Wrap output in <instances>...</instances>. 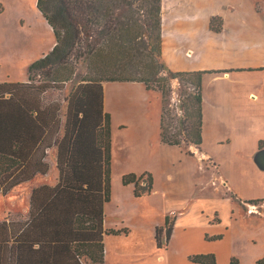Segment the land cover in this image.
<instances>
[{
  "label": "trees",
  "instance_id": "16d2710c",
  "mask_svg": "<svg viewBox=\"0 0 264 264\" xmlns=\"http://www.w3.org/2000/svg\"><path fill=\"white\" fill-rule=\"evenodd\" d=\"M182 1L36 0L54 43L28 66L25 81H0V193L35 174H46L45 157L52 147L57 180L32 189L26 214L0 220V264H103L104 235L119 233L103 226L111 174L104 82H139L148 92L159 91L162 100L174 82L192 86L195 93L185 107L191 120L182 139L163 132V112L159 137L161 143L179 147L182 142L202 144V76L214 71L174 72L161 61L163 28L169 36V30L177 32L185 26L182 20L173 22V11L199 6L197 0ZM80 61L86 63V74L67 96L52 97L72 79ZM259 147H264V141H259ZM141 179L142 174L128 173L121 181L133 183L138 196L141 188L150 192L152 187L150 175L146 186H139ZM172 225L173 219L166 216L162 226L155 227L157 248L168 242ZM220 238L214 235L211 240ZM188 259L193 264H216L212 252ZM257 263L264 264V256ZM229 264H234L233 259Z\"/></svg>",
  "mask_w": 264,
  "mask_h": 264
},
{
  "label": "rangeland",
  "instance_id": "374dc122",
  "mask_svg": "<svg viewBox=\"0 0 264 264\" xmlns=\"http://www.w3.org/2000/svg\"><path fill=\"white\" fill-rule=\"evenodd\" d=\"M206 14L205 11L204 47L210 48L211 31L218 29L221 21L218 17H207ZM53 42V33L37 9L36 0H0V81L25 80L28 66L47 53ZM185 47V44L179 45L178 50H185ZM201 53L200 66H212L213 58L209 52ZM190 54V51L185 52L187 56ZM161 61L164 63L162 54ZM263 61L264 55L251 50L249 53L241 50L238 54L221 52L214 58L217 65L237 63L253 67ZM262 69L263 67L249 69L231 77V81L235 82V90L245 87L240 83V80H244L254 85L252 90L256 94L249 95L251 106H248L247 111L248 115L252 114L244 117L246 128H240L243 118H231L236 127L231 128L235 139L232 146L218 147L214 143L216 133H221L223 127L212 123L213 96L218 86H225V81L212 73L203 75L202 110L206 114L208 134L203 147L214 158L216 168L210 169L208 165L211 162L206 160L208 165L205 164L207 167L201 172H196L193 160L179 149L163 146L158 141L157 127L153 122V116L158 111L160 115L163 112V132L171 138L182 139L181 133L191 120L187 118L188 109L185 107L189 102V95L195 93L192 86L174 82L169 95L162 100L159 91L146 92L140 84H105V109L113 132L110 200L104 204L103 226L107 230H119V233L105 236L104 264H192L186 254L190 256L207 252L214 253L216 264H228L231 255H234L230 258L234 264L237 263V258L240 264H255L258 258L264 256V199L251 203L253 210H248L247 205L237 200L264 198V172L255 166L248 151L249 142L254 147L257 139L264 141V116L253 114L254 108L258 107L256 103L264 94ZM85 74L86 63L80 61L75 66L72 79L64 84L60 94L54 92L51 96H67ZM33 76L37 80H45L43 76ZM64 104L62 102L60 108L61 117ZM134 116L137 122L141 121L140 118L150 122L144 123V131L131 126L125 130H116L119 122L130 124L135 121ZM122 144L128 146L127 151H120L119 146ZM189 145L191 144L181 143L183 149H187ZM45 161L48 163L46 174H35L29 181L18 184L6 193H0V220L23 215L31 189L56 182L55 155L51 148ZM141 170H148V173L141 174H144L142 179L145 181L150 175L152 191L146 192L141 188L140 194L136 196L133 193L134 185H123L121 177L125 172ZM213 173L215 176L222 175L226 185L218 180L212 183ZM139 186L142 185L139 183ZM179 197L188 199L191 205L180 218L174 243L157 248L153 238L154 227L162 222L171 199ZM215 212L220 222L213 221ZM204 233L222 234L223 237L207 242L203 240ZM163 240L162 232L160 241L163 243Z\"/></svg>",
  "mask_w": 264,
  "mask_h": 264
},
{
  "label": "crops",
  "instance_id": "0c3cea01",
  "mask_svg": "<svg viewBox=\"0 0 264 264\" xmlns=\"http://www.w3.org/2000/svg\"><path fill=\"white\" fill-rule=\"evenodd\" d=\"M189 0H184L182 2H188ZM197 8L186 6L182 8L181 10H174L171 16V19L173 22L176 20H182L183 28L180 31L175 32L174 30L171 31L169 36H165L168 31H166L164 28L162 30V43H161V54L163 56L164 64L167 68H169L171 71H197V70H212L214 71L212 74L215 75L216 78H223L225 81V86L221 87L218 86L217 89L214 91L213 96V108L212 109V123L213 125H222V132L216 133V136L214 137V143L219 146H232L234 142L233 133L231 131V128H236L234 125V122H232V117H240L243 118L241 120L240 128L244 129L246 128V125L244 123V117L251 116L252 113L248 115V106L250 103L249 95L254 94V91L252 90L254 88V85H250L244 80H240V83L244 84L245 87L240 89L239 91L235 90L234 87V81H231V77L234 74L248 71L249 69H257L263 67L262 70H264V61L260 62L259 64H254L253 67L250 66H244L245 64H237L232 63L228 65H217L214 62L215 56H219L221 52L233 53L238 54L241 50H246L248 53L249 51L258 52L264 55V0H197ZM196 6V4H195ZM173 6L171 7V9ZM207 12V17H218L221 21V24L218 29L211 31V47L205 48V36L206 32L204 30L205 27V20L203 18V14ZM162 22L163 27L166 23V17H165V11L162 9ZM168 20V19H167ZM208 22V20H207ZM48 25V24H47ZM49 27V25H48ZM50 28V27H49ZM208 27L206 26V29ZM51 30V28H50ZM208 31V29L206 30ZM52 32V31H51ZM185 34V35H183ZM181 35V36H179ZM222 39V43H221ZM205 41V42H204ZM54 43V42H53ZM186 45L185 50L190 51L191 54L189 56L185 55V50H178L179 45ZM53 45V44H52ZM188 49V50H187ZM207 51L209 52L211 58H213V64L210 67H202L200 66V61L202 58V53ZM43 56V54H42ZM243 62V60H242ZM211 74V73H207ZM205 75V74H203ZM203 77V76H202ZM203 79V78H202ZM26 80V78H25ZM23 80V81H25ZM219 80V79H218ZM109 82L103 83V105L104 110L105 109V102H104V90H105V84ZM119 83H136L140 84L139 82H119ZM143 86V85H142ZM144 88V86H143ZM260 89H262L261 86H259ZM145 89V88H144ZM146 91V90H145ZM148 92V91H146ZM258 107L254 108V116H264V94L263 97L260 99L258 103H256ZM203 113V127H202V144L200 146L195 145H189L187 149H183V147L179 146H173V145H167L160 142L159 137V118H160V111L154 115V126L157 129V136L158 141L166 147H172L179 149L182 153L185 154V156L190 157L193 161L192 164L194 165L196 172L202 171L207 167L206 160L211 162V165L208 167L212 170L216 168V162L214 161V158L211 157L209 152H207L204 149V144L207 137V131H206V114L204 113V110H202ZM246 115V116H245ZM135 121L131 122L130 124H127V122H119L117 124L116 130H125L127 127H136L139 131H144V123H150L149 121H143L144 119L140 118L141 121L137 122L136 117L134 116ZM219 127V126H217ZM113 132V129L111 128V133ZM213 133L215 131L213 130ZM248 151L250 155L252 156L254 153L262 148L259 147V139L254 144V147L250 146V142L248 143ZM120 151L125 152L128 150V146L126 145H120ZM52 152H54L55 155V148H51ZM50 149L47 151V155ZM187 158V157H186ZM251 160V161H252ZM206 164V165H205ZM264 172V171H263ZM128 173H134L135 175H140L141 173H148V170H141L138 172H125L124 174ZM123 174V175H124ZM122 175V176H123ZM144 174H142L143 176ZM122 178V177H121ZM222 182L223 185H226V181L222 175L215 176V173H213V177L211 182L216 181ZM145 181L142 179L140 181ZM146 182V181H145ZM55 184V183H54ZM52 184V185H54ZM51 185V184H48ZM128 185H133L128 184ZM35 188V187H34ZM32 191V189H31ZM30 191V194H31ZM152 191V187H151ZM29 194V198H30ZM235 197L236 195L233 194ZM29 198H28V206L26 209V212L29 207ZM237 198V197H236ZM264 198H260L258 201L263 200ZM237 200L247 205L248 210H253L250 205L251 203H248L246 201L250 199L241 200L240 198H237ZM191 202H189L188 199L184 197H179L176 199H171L168 206H166V211L163 216L162 222L157 226H162L164 222V218L172 217L173 218V225L171 234L169 237L168 242L163 247H167L174 243L175 236L177 233V225L180 221V218L183 216L182 214L187 211V209L190 207ZM197 208V206H195ZM26 212L24 214H26ZM171 212H173V215H171ZM23 214V215H24ZM217 218V219H215ZM214 222H220V219L217 215V213H214ZM155 227H154V241H155ZM104 235V239L105 236ZM214 235H220L222 239V234H213L209 235L204 233L203 234V240L210 242L215 241L211 240V237ZM217 239V240H220ZM164 243V240H163ZM156 245V243H155ZM161 247V248H163ZM105 251V248H104ZM105 254V252H104ZM105 256V255H104ZM189 254H186V257L188 259ZM234 256L231 255L230 258ZM230 258L228 261H230ZM237 258V257H236ZM262 258V257H261ZM261 258H258L255 262V264H258L257 261ZM105 260V258H104ZM189 261V259H188ZM240 260L237 258V263L240 264ZM104 264V262H103ZM151 264H155L152 262ZM193 264V263H192ZM229 264V262H228Z\"/></svg>",
  "mask_w": 264,
  "mask_h": 264
},
{
  "label": "water",
  "instance_id": "95a60500",
  "mask_svg": "<svg viewBox=\"0 0 264 264\" xmlns=\"http://www.w3.org/2000/svg\"><path fill=\"white\" fill-rule=\"evenodd\" d=\"M253 162L260 171H264V148H260L254 153Z\"/></svg>",
  "mask_w": 264,
  "mask_h": 264
},
{
  "label": "built area",
  "instance_id": "2783aa9c",
  "mask_svg": "<svg viewBox=\"0 0 264 264\" xmlns=\"http://www.w3.org/2000/svg\"><path fill=\"white\" fill-rule=\"evenodd\" d=\"M140 185H142V186H146V182L143 181V182L140 183ZM171 213L173 214V212H171Z\"/></svg>",
  "mask_w": 264,
  "mask_h": 264
},
{
  "label": "flooded vegetation",
  "instance_id": "af4514ba",
  "mask_svg": "<svg viewBox=\"0 0 264 264\" xmlns=\"http://www.w3.org/2000/svg\"><path fill=\"white\" fill-rule=\"evenodd\" d=\"M262 148H264V147H262ZM254 203V202H253Z\"/></svg>",
  "mask_w": 264,
  "mask_h": 264
}]
</instances>
